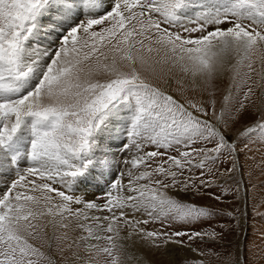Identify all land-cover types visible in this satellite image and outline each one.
Segmentation results:
<instances>
[{"label": "snow or ice", "instance_id": "snow-or-ice-1", "mask_svg": "<svg viewBox=\"0 0 264 264\" xmlns=\"http://www.w3.org/2000/svg\"><path fill=\"white\" fill-rule=\"evenodd\" d=\"M257 144L264 0H0V264H210Z\"/></svg>", "mask_w": 264, "mask_h": 264}, {"label": "rangeland", "instance_id": "rangeland-1", "mask_svg": "<svg viewBox=\"0 0 264 264\" xmlns=\"http://www.w3.org/2000/svg\"><path fill=\"white\" fill-rule=\"evenodd\" d=\"M165 87L164 84H160ZM178 85L173 83L169 91L176 94ZM191 95V93H189ZM222 95V92H221ZM264 159V146L259 144L253 146V150L247 155L241 153L239 163L242 166L243 179L248 185L247 199H244L243 190L240 200L233 204V197H227L228 203L220 205L227 211H234L239 208L243 215L239 216V223L227 217L213 221V225H224V238L218 244H209L205 250H212L220 253V258L208 257L210 264H225L226 258H239L240 264H264V165L257 167ZM240 173L237 174L239 177ZM217 230L221 229L217 227ZM62 230H57L56 235L60 236ZM71 235H77L73 233ZM37 245H43V241H35ZM68 241L53 240L51 255L57 264H64L67 258ZM45 249L47 248L44 245ZM65 249L64 254L60 249ZM171 255H164L159 250H147V264H184L186 257H191L192 253L174 246L171 248ZM84 255L83 253H81Z\"/></svg>", "mask_w": 264, "mask_h": 264}, {"label": "bare ground", "instance_id": "bare-ground-1", "mask_svg": "<svg viewBox=\"0 0 264 264\" xmlns=\"http://www.w3.org/2000/svg\"><path fill=\"white\" fill-rule=\"evenodd\" d=\"M170 247L173 248L174 245H172V246H170ZM147 253H148V252H147L146 248L143 249L142 252L140 253V254L143 256V260H144L145 264L148 263V262H147Z\"/></svg>", "mask_w": 264, "mask_h": 264}]
</instances>
